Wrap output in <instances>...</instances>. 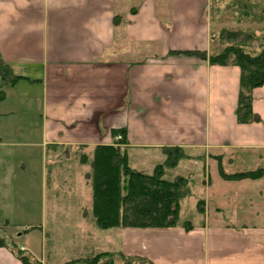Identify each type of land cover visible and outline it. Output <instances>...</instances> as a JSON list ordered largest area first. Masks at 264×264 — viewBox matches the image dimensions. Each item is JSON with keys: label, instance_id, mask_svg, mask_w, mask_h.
<instances>
[{"label": "crops", "instance_id": "crops-1", "mask_svg": "<svg viewBox=\"0 0 264 264\" xmlns=\"http://www.w3.org/2000/svg\"><path fill=\"white\" fill-rule=\"evenodd\" d=\"M211 4L0 0V60L20 76L7 91L0 79L4 229L16 228L14 214L25 217L30 169H41L40 187L47 183L49 152L66 160L71 150L92 153L116 143L113 131L124 130L130 166L168 146L201 150L208 189L200 199L206 201L203 224L117 228L124 253L153 264H264V177L223 180L218 154L235 148L264 158V84L252 91L259 120L239 122L240 68L209 61ZM21 248L34 254L26 244ZM0 264L23 262L4 246Z\"/></svg>", "mask_w": 264, "mask_h": 264}, {"label": "rangeland", "instance_id": "rangeland-1", "mask_svg": "<svg viewBox=\"0 0 264 264\" xmlns=\"http://www.w3.org/2000/svg\"><path fill=\"white\" fill-rule=\"evenodd\" d=\"M249 1L255 5L253 11L260 13L261 10H264V0ZM236 2L238 1L212 0L209 15L211 22L210 49L214 52L219 51L230 42H238L241 36L237 39L230 38L228 40L227 32L230 29L244 26L251 29H258L262 35L260 39H255L254 42L253 39L249 40L251 45L246 46L247 50L258 51L261 45H264V21L257 23L250 21L247 16L238 10V4ZM262 14L264 15V12ZM0 79L3 82L1 74ZM2 89L3 91H7V85L3 84ZM3 91L0 88V97ZM174 147H180L184 152L191 155V157L181 158L179 163L174 167L166 168L167 178L184 175L191 179L189 187L192 193L181 202L182 211L180 213L179 224L186 227L184 223L190 221L192 225L193 223L201 225L204 222V208L202 207L206 206V201L203 202L200 199L206 198L208 190L204 185L206 181H204V177L206 176L205 172L207 170L204 165L207 159H204L201 155V150H192L180 145L164 147L159 155L152 152L148 157L136 159V161L132 160L131 168L136 171L152 173L156 165L167 159V148ZM63 154H57V158L53 159L52 156L55 157V154L52 155L49 152L48 181L41 187L39 183L41 169H30L34 176H30L29 181L23 182L26 191L22 195L25 198L22 204L25 207L26 214H24V218L14 214L17 224L16 228H3L8 240L12 241L15 244L14 246L19 248H21L22 244H26L28 249L34 254L30 253L40 264H66L73 259L85 258L100 251H119L124 253L122 246H120V233L114 232L117 231V228H112L111 230L101 229L94 222L91 187L86 179V175L90 170L89 164L80 162L81 152L69 151L67 160L63 157ZM218 154L224 159L223 167L227 172L256 169L260 166L264 167V158L261 161L258 158L257 152L228 148L224 153ZM198 155L202 157H198ZM192 158L201 159L193 162L188 161ZM208 159L210 161L214 160L211 156ZM255 165L256 167H254ZM208 169L210 172L216 171V165ZM220 175L223 180L226 179L222 176L221 170ZM226 180L231 181L230 179ZM30 185L33 188L31 190L32 194L27 190ZM43 189L46 194L43 193ZM214 194H216V191H214ZM12 209L14 212L17 211L15 208ZM26 225L32 227H25ZM128 238L132 240L131 236ZM126 255H133V253H127Z\"/></svg>", "mask_w": 264, "mask_h": 264}, {"label": "trees", "instance_id": "trees-1", "mask_svg": "<svg viewBox=\"0 0 264 264\" xmlns=\"http://www.w3.org/2000/svg\"><path fill=\"white\" fill-rule=\"evenodd\" d=\"M238 10L252 22H263L264 10L253 11L255 5L249 0H237ZM262 14V15H261ZM119 22V16L115 17ZM250 23V22H249ZM228 40L241 38L230 42L217 52L210 53L209 61L213 64L237 65L240 68V88L236 107V117L239 122L259 120L252 108V91L264 84V45L258 51L247 50L253 39L262 35L258 29L238 27L227 32ZM188 54L205 52L188 51ZM0 74L3 84L12 83L20 76H12L9 65L0 60ZM8 76H10L8 78ZM8 78V79H7ZM124 130L113 131L114 135L121 133V138L114 144H101L92 153L83 152L80 162L89 164L86 175L91 187L92 214L98 228H167L180 223L181 202L191 195L189 183L191 179L184 175L173 178L166 177V168L174 167L181 158L191 157L180 147L167 148V159L156 165L152 173L133 170L129 163L127 149L122 144L127 143ZM167 153V151H166ZM222 176L230 180L244 178L257 179L264 177V167L235 172H227L220 167ZM200 204V202H199ZM200 209H202L200 207ZM187 229L192 227L190 221L184 223ZM8 240L3 226L0 225V247L10 246L23 264H40L26 249L14 246ZM66 264H153V261L141 255H126L116 251H100L85 258L73 259Z\"/></svg>", "mask_w": 264, "mask_h": 264}, {"label": "built area", "instance_id": "built-area-1", "mask_svg": "<svg viewBox=\"0 0 264 264\" xmlns=\"http://www.w3.org/2000/svg\"><path fill=\"white\" fill-rule=\"evenodd\" d=\"M117 138L120 139L121 138V135H118Z\"/></svg>", "mask_w": 264, "mask_h": 264}]
</instances>
